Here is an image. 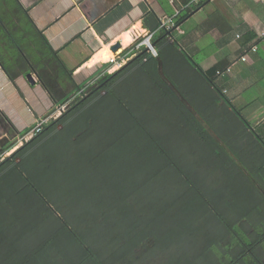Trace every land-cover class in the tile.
<instances>
[{"label": "trees", "instance_id": "trees-1", "mask_svg": "<svg viewBox=\"0 0 264 264\" xmlns=\"http://www.w3.org/2000/svg\"><path fill=\"white\" fill-rule=\"evenodd\" d=\"M21 20L1 66L65 101L72 71ZM171 29L0 162V264H264V140ZM23 134L0 108V149ZM100 206L122 219L106 251L88 235Z\"/></svg>", "mask_w": 264, "mask_h": 264}, {"label": "crops", "instance_id": "crops-1", "mask_svg": "<svg viewBox=\"0 0 264 264\" xmlns=\"http://www.w3.org/2000/svg\"><path fill=\"white\" fill-rule=\"evenodd\" d=\"M24 14L80 87L120 69L146 36L159 34L163 21L172 18V40L217 79L250 129L264 140V0H0V30L5 24L20 32ZM112 58L121 64L111 63ZM32 74L35 83L28 74L14 83L0 64V108L17 128V120L22 123V141L40 118H58L60 105L75 94L64 81L67 98L54 104Z\"/></svg>", "mask_w": 264, "mask_h": 264}, {"label": "rangeland", "instance_id": "rangeland-1", "mask_svg": "<svg viewBox=\"0 0 264 264\" xmlns=\"http://www.w3.org/2000/svg\"><path fill=\"white\" fill-rule=\"evenodd\" d=\"M79 97H81V96H77L75 99H77ZM74 100H72V101H74ZM17 122L19 125L18 128L21 131H23L24 129L22 127L23 126L22 123L19 120H17ZM30 139L31 138L28 137L27 140L22 141L20 138L18 143L16 144V146L13 147L12 149L8 150V151H2L0 149V162L2 160H4V158H6L7 156L11 155L16 149L21 147L26 141H28ZM77 196H78L77 193L76 194H69V195H67V199L69 200V202H73L72 205H78V203L80 205L79 199L76 198ZM74 210H80V208L76 207ZM102 214H103V209L100 206L99 211L95 214V216H97V218L95 219L96 221L93 220L94 217H92V219L89 220V221H92L94 223V228H93V230L91 229L92 233H90V231L88 230V235L94 241V243L96 245H98L102 250L106 251V250L112 248L111 241H112L113 237L118 234V231L121 230L120 226L122 223V219L119 216H114L112 219L106 220L105 217L101 218ZM85 219H88V217H86Z\"/></svg>", "mask_w": 264, "mask_h": 264}, {"label": "built area", "instance_id": "built-area-1", "mask_svg": "<svg viewBox=\"0 0 264 264\" xmlns=\"http://www.w3.org/2000/svg\"><path fill=\"white\" fill-rule=\"evenodd\" d=\"M174 25V22L172 20V18H168L166 20L163 21V24H162V27L166 28L167 30L172 28ZM152 35H148L146 36L143 41L138 45V47H141V46H146L149 50H151L153 53L156 54V50L155 48L153 47L152 45ZM257 47H253V50H256ZM244 60V59H243ZM111 63H119L117 61V59L115 58H112L110 60ZM121 64V63H119ZM221 72H218V74H220ZM86 87H80V89H78V91L75 92V94L69 98L68 101H66V103H63L60 105L59 107V111L60 113L62 111H64L66 109V107L68 106V104L73 100L75 99L77 96H82L84 91H85ZM62 114V113H61ZM52 121L51 117L50 116H45L43 118H40L36 124L34 125V127L30 130L29 134L25 137V139H27L28 137L29 138H32L33 136L37 135L38 133H41L44 129V127L50 122Z\"/></svg>", "mask_w": 264, "mask_h": 264}, {"label": "water", "instance_id": "water-1", "mask_svg": "<svg viewBox=\"0 0 264 264\" xmlns=\"http://www.w3.org/2000/svg\"><path fill=\"white\" fill-rule=\"evenodd\" d=\"M153 45V44H152ZM154 47V45H153ZM27 78L32 82L35 83L36 81L34 80V75L32 73H28Z\"/></svg>", "mask_w": 264, "mask_h": 264}]
</instances>
